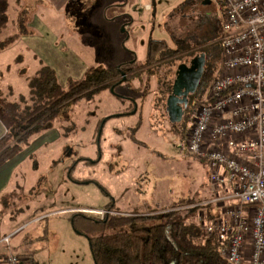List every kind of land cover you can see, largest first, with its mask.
<instances>
[{
    "label": "rangeland",
    "instance_id": "obj_1",
    "mask_svg": "<svg viewBox=\"0 0 264 264\" xmlns=\"http://www.w3.org/2000/svg\"><path fill=\"white\" fill-rule=\"evenodd\" d=\"M98 2L99 0H67L64 4L83 7L96 5ZM156 5L159 17L156 23L154 18L152 19V31L155 24L156 31L163 32V37L173 48L187 49L189 45L195 52L206 53L207 63L211 65L212 72L209 81L191 101L199 105L205 102L212 82L222 70L221 37L225 6L218 0H210V3H205V0H156ZM166 17L168 20L165 24ZM80 28L91 29L86 24H81ZM177 41L182 43L175 44ZM181 60L184 61V58L176 63L179 64ZM153 74H151L152 79L145 78L143 74L141 76L143 78L138 80L139 83L134 82V78H130L124 82L127 83L126 87L122 83L115 89H101L92 98L70 107L61 116V120L65 119L60 125L64 142L60 140L51 143L45 149L28 155L26 150L29 148L32 150V139L30 144L12 159L18 161V166L12 172V187L2 195L0 203L4 219L26 213L16 225L18 228L22 226L21 234L12 242L16 247V253L23 251L16 241L24 236V239L29 237L32 240L24 243V247L32 249L39 247L43 250L46 246L50 247V253L42 252L36 256L38 264H95L88 235L115 233L124 228L104 231L99 224L95 227L88 218L99 219L101 215L95 211H83L81 208L103 210L112 205V202L118 201L122 206H114L117 210L123 209L132 214H141L142 212L138 211L142 209L151 211L157 208V192L162 190L166 193L168 186L174 196L173 201L176 202L173 205L194 196L198 177L203 176L205 184L211 186V177L203 174L204 162L177 151L178 141L186 127L181 124H175L177 127H174L165 107L162 93L164 88H161L165 76L159 74L157 69ZM172 76L175 78L176 75L172 73ZM135 83L141 87V92L134 95L136 100L140 103L150 102L152 108L146 109L143 116L138 115L140 122L143 123L140 135L143 136L146 144L142 148L135 142L134 145L128 142L130 145L128 151L131 152L129 159L126 157L127 152L122 151L117 141L108 143L114 148L113 151L111 147L106 148L105 143L101 145L100 137L103 129L99 126L95 130V126L98 125L97 122L101 117L103 119L104 115L109 113L107 110L124 102V95L128 93L127 86L136 85ZM158 102L161 106L156 108ZM103 122L104 120L101 121V126ZM115 130L120 134L125 132L116 124ZM161 153L173 160H165ZM142 167L146 170L140 173ZM118 170L131 171L122 181L127 180V176H129L128 181L132 177L135 179L131 186L121 191L114 188L115 182L118 180L120 182V178H123V174L117 172ZM70 173L72 179L77 178L82 184L77 185L72 182L67 184ZM201 184L203 185V180L199 181L200 186ZM214 185L217 190L214 197L225 193L223 189ZM197 199L194 198L196 201ZM125 201L130 203L124 204ZM214 206L219 207L217 204ZM165 207L169 211L173 206L167 204ZM219 208L221 213L218 217H221L223 207ZM66 209L68 210L60 212ZM181 210L182 216L189 213L188 208ZM46 213H51V217L32 222ZM193 220L206 227L212 224L207 219L205 211H200ZM155 222L151 220L149 224ZM29 223L30 225L27 226ZM36 235L45 237L35 239Z\"/></svg>",
    "mask_w": 264,
    "mask_h": 264
},
{
    "label": "crops",
    "instance_id": "obj_2",
    "mask_svg": "<svg viewBox=\"0 0 264 264\" xmlns=\"http://www.w3.org/2000/svg\"><path fill=\"white\" fill-rule=\"evenodd\" d=\"M66 1L11 0L9 23L3 33L0 34V42L17 33L18 14L22 9L28 11V26L31 33L22 36L0 52L1 87L4 96L8 100L19 101L22 97H28L30 95L29 79L36 76L45 65L53 68L60 83L66 86L69 79L78 80L83 78L88 69L93 66L111 68L125 65L124 67L130 75H133L135 72L154 69L152 65L148 64L150 61V45L153 40L165 41L171 50H179L170 45L167 39L163 37V32L156 31L155 24L153 25L152 31V19L154 18V22L156 23L159 17L156 0H99L96 5L83 7L65 5L64 3ZM207 1L205 3H210ZM168 17L165 19V24ZM81 24H86L91 29H81ZM156 34L158 35L156 36ZM178 43L180 44L182 42H175V44ZM192 51L195 52L193 47L188 45V48L184 52H181L179 56L186 59ZM179 56L176 57L177 61ZM162 70L163 67L157 68L159 74H161ZM144 76L145 78L152 79V75H149V73H145ZM139 79L135 78L134 82L137 81L139 83ZM123 85L126 87L127 83ZM126 90L128 93L124 95V102L121 105L113 106L111 110H107L109 113H106L103 119L102 117L99 119L100 121L97 122L98 125L95 126V130L99 126L103 129L100 137L101 145L105 143V147L109 148L111 145L109 146L108 143L117 141V145L121 146L122 151L125 150L127 152L126 157L129 158L131 152L128 151V147L130 148L128 142H132V145L135 142L137 146L139 145L142 148L146 144L145 139L140 135L143 123L140 122L138 115L143 116L146 109L152 108V104L146 101L140 103L136 100V96L134 95L139 91L141 92L139 84L127 86ZM158 106H161L160 102L155 107L157 108ZM165 107L167 108V101L165 102ZM109 117L111 118L108 119ZM103 120L104 122L101 126L100 124ZM115 124L120 125V128L124 129L125 132L120 134L119 131H116ZM175 124L179 125V121L173 122L174 126ZM60 125L61 123H56L53 129L35 135L32 138V150L30 148V150H26L27 154L29 155L32 152L37 153L41 149L48 147L51 143H56L60 140L64 142L65 139L60 131ZM6 130V123L0 117V137L6 133ZM180 140H182L181 137ZM111 149L112 151L114 150L112 147ZM116 150L120 151L119 148H116ZM101 151L103 150L101 149ZM161 156L165 160H173V158H169L164 153H161ZM190 158L198 161L202 160L191 156ZM13 161L15 160L6 163L0 168V201L2 195L12 187V172L18 166V161ZM202 161L205 166V173L203 174L208 175L210 178L208 163L206 160ZM145 170L143 167L140 168V173ZM129 172L131 171L123 170L119 172L123 174V178H120V182L119 180L115 182V190L121 191L131 186L135 180L133 177L128 181L129 176H127V180L122 181ZM197 180L198 182L195 188L196 196L194 194V196L189 197L186 201L198 198L197 201L194 200L197 204H209L208 202L214 198L215 191H217L215 190V185L213 182L211 186L206 185L203 176L198 177ZM201 180H203L204 186L202 184L201 186L199 185V181ZM67 181V184L71 182L77 185L82 184V182L73 181L71 175ZM230 188L231 185L228 184V187L223 190L227 193ZM173 197L169 186L167 187L166 193L165 191L159 190L157 192V209L167 211L168 209L165 205L173 206L176 203L173 201ZM119 203L118 201L112 202V206H122ZM128 203L130 202H124V204ZM214 205L200 210L206 212L207 219L210 221L217 218L221 213L220 206ZM81 209L83 211L98 210L93 208ZM118 210L130 213V211H123V209ZM138 212L145 214L148 211L142 209ZM25 214L21 213L18 217L10 216L4 219L0 203V240L6 236H11V248L14 252H16V247L12 242L21 234L20 231L22 230V226L18 228L16 225L23 219L22 215ZM50 215L51 213H46L42 217L32 220V222H37L40 218L48 219L51 217ZM23 224L26 225V223ZM44 237L42 235L37 237L36 235L34 238ZM28 241L31 242L32 240L29 237L24 239V236L16 241L19 243V248L23 250L18 251V254L23 255L25 258L27 257L30 260L29 264H38L36 256L42 252L50 253L51 249L47 246L44 250L39 247V249L24 247L23 244ZM7 249L6 245L0 244V264H3V256L6 254ZM34 252L36 253L34 254ZM249 255L250 250L248 249L246 253L247 259Z\"/></svg>",
    "mask_w": 264,
    "mask_h": 264
},
{
    "label": "built area",
    "instance_id": "obj_3",
    "mask_svg": "<svg viewBox=\"0 0 264 264\" xmlns=\"http://www.w3.org/2000/svg\"><path fill=\"white\" fill-rule=\"evenodd\" d=\"M218 1L225 6L222 70L177 150L206 160L218 188L231 185L208 202L223 207L208 230L224 257L230 264H264V0ZM0 244L8 248L3 264H27L12 250L11 236Z\"/></svg>",
    "mask_w": 264,
    "mask_h": 264
},
{
    "label": "trees",
    "instance_id": "obj_4",
    "mask_svg": "<svg viewBox=\"0 0 264 264\" xmlns=\"http://www.w3.org/2000/svg\"><path fill=\"white\" fill-rule=\"evenodd\" d=\"M10 2L11 0H0V34L9 23ZM17 29L16 34L0 42V52L22 36L31 33L26 9H22L18 14ZM185 50L184 48L173 51L165 41L153 40L148 64L155 70L139 71L130 75L125 65L111 68L93 66L83 78L69 79L66 86L60 83L55 70L45 65L36 76L29 79L30 95L22 97L19 101H10L4 96L0 78V117L5 121L7 129L0 137V168L29 145L35 135L53 129L56 123L62 124L65 119L61 120V116L67 109L92 98L101 89H115L130 78H141L143 74H153L158 67H163L161 75L165 78L161 79V88H164L162 93L166 102L172 93V73L175 74L178 66L176 57ZM181 58L183 57L179 56L178 60ZM211 72V65L207 63L200 88L188 98V111L181 124L186 127L180 136L182 140L187 137L197 107L191 101L209 81ZM72 180L82 182L79 179ZM211 205L213 204L200 205L189 199L173 205V209L169 211L156 208L145 214H132L121 212L110 204L104 208L108 211L104 216L88 219L95 227L99 224L104 231L118 228L124 230L98 236L88 235L95 264H230L222 254L223 245L217 235L210 233L205 225L193 220L200 210ZM183 208H188L189 213L186 216L181 215ZM151 220L156 222L149 224Z\"/></svg>",
    "mask_w": 264,
    "mask_h": 264
},
{
    "label": "water",
    "instance_id": "obj_5",
    "mask_svg": "<svg viewBox=\"0 0 264 264\" xmlns=\"http://www.w3.org/2000/svg\"><path fill=\"white\" fill-rule=\"evenodd\" d=\"M204 63L205 56L201 55L193 58L189 64L184 63L178 66L172 93L167 99V111L173 122L180 121L183 114V108L178 104L187 101L188 94L194 92L199 85L203 74ZM124 79L126 80L127 77L125 76ZM180 95L185 96L184 100L179 99Z\"/></svg>",
    "mask_w": 264,
    "mask_h": 264
},
{
    "label": "flooded vegetation",
    "instance_id": "obj_6",
    "mask_svg": "<svg viewBox=\"0 0 264 264\" xmlns=\"http://www.w3.org/2000/svg\"><path fill=\"white\" fill-rule=\"evenodd\" d=\"M207 1V0H206ZM205 1V2H206ZM208 2V1H207ZM188 37H190L189 35H188ZM192 53H194L193 51L188 55L189 57H187L186 59H184V61H181L179 64H178V66L180 65V64H184V63H186V64H189L190 63V61L193 59V58H195L196 56H201V55H204L205 56V63H204V68H203V74H202V77H201V80H200V82H199V85L197 86V88H196V90L194 91V92H190L189 94H188V96H187V101H185V102H180L178 105L179 106H181L182 108H183V114H182V117H181V119H180V121H179V124H183V122H184V118H185V116H186V113H187V108H188V105H189V102H188V98L190 97V95L191 94H194L199 88H200V86H201V83H202V78H203V76H204V74H205V72H206V67H207V56H206V53L205 52H195L194 54H192ZM178 66H177V68H178ZM177 71V70H176ZM175 75H176V73H175ZM176 77V76H175ZM174 80H175V78H174ZM183 91H185V90H183ZM169 97V96H168ZM184 95H180L179 96V99L180 100H184ZM168 99V98H167Z\"/></svg>",
    "mask_w": 264,
    "mask_h": 264
}]
</instances>
